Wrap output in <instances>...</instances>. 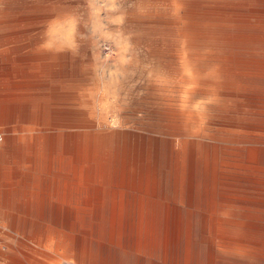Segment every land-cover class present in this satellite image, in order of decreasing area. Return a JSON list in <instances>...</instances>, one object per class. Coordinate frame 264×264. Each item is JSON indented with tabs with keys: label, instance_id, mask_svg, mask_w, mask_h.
Masks as SVG:
<instances>
[{
	"label": "bare ground",
	"instance_id": "1",
	"mask_svg": "<svg viewBox=\"0 0 264 264\" xmlns=\"http://www.w3.org/2000/svg\"><path fill=\"white\" fill-rule=\"evenodd\" d=\"M167 3L151 16L173 27L183 70L172 88L158 72L147 79L141 116L95 119L103 96L81 98L104 90L65 75L50 96L65 98L63 116L32 117L48 125L34 136L47 176H33L23 215H5L24 250L5 264H264V0ZM6 104L5 121L27 114Z\"/></svg>",
	"mask_w": 264,
	"mask_h": 264
},
{
	"label": "rangeland",
	"instance_id": "2",
	"mask_svg": "<svg viewBox=\"0 0 264 264\" xmlns=\"http://www.w3.org/2000/svg\"><path fill=\"white\" fill-rule=\"evenodd\" d=\"M168 1L0 0V110L7 103V106L25 110L23 115L27 113L26 117L16 115L11 121H5L0 114V136L3 137L0 140V175L13 183L12 186L5 187L6 194L2 195L3 200L0 201V264L7 262L9 258L7 252L13 253L19 260L24 251L19 243L23 235L18 232L15 225L11 224L14 217L7 218L5 215H23L20 205L32 199L34 178L46 175L39 171L37 159L42 146L35 145L34 136L45 134L42 129L45 130L48 125H37L33 123L32 117L36 115L40 107L45 108L47 112L44 118L63 116L65 104L62 100L65 98L50 96L55 91L65 92V75L70 79L80 77L78 82L81 84L97 82L101 90H104V92L100 91L95 98L92 95L81 98L96 102L100 94L101 97L103 96L105 106L99 112L95 108L92 116L95 119L102 120L109 115L113 119L120 115L123 121L132 122L131 116L134 112L136 116H141L148 108L143 90L147 79L158 72L164 84L172 88L183 70L182 59H180L182 56L177 50L173 27L170 23L153 20L151 16L158 11L159 13L171 11V8H168ZM162 8L163 11H161ZM54 14L59 17L56 15L55 17ZM147 14L149 17H146ZM157 42L161 45L158 46ZM107 46L110 49H107ZM188 51L191 56L192 50L189 48ZM110 53L115 55L112 56ZM192 64L197 71H201L200 74H203L206 69L205 62ZM226 79L218 78L222 82H230ZM12 95L15 96L14 100L10 99ZM120 105L123 107L121 111L118 108ZM214 117L216 115L212 116ZM17 125H21L20 131L23 130L25 138L17 140L13 146L7 140L19 136V133L13 130ZM32 128L38 131L33 132ZM33 144L32 151L30 147ZM54 152L59 153V149L56 148ZM16 191L22 196L15 194Z\"/></svg>",
	"mask_w": 264,
	"mask_h": 264
},
{
	"label": "crops",
	"instance_id": "3",
	"mask_svg": "<svg viewBox=\"0 0 264 264\" xmlns=\"http://www.w3.org/2000/svg\"><path fill=\"white\" fill-rule=\"evenodd\" d=\"M1 171V170H0ZM3 173V172H2ZM13 183H10L9 180H6L2 175H0V201L3 200L2 198V195L5 193L6 194V191L5 190V187L7 186H12ZM4 194V195H5Z\"/></svg>",
	"mask_w": 264,
	"mask_h": 264
}]
</instances>
